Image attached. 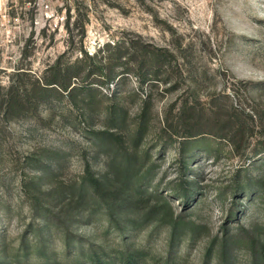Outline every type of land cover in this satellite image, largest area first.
<instances>
[{
    "label": "rangeland",
    "instance_id": "rangeland-1",
    "mask_svg": "<svg viewBox=\"0 0 264 264\" xmlns=\"http://www.w3.org/2000/svg\"><path fill=\"white\" fill-rule=\"evenodd\" d=\"M77 61L57 78L79 70L81 89L36 107V80ZM13 81L28 92L22 118L0 115L1 264H127L128 253L203 264L214 240L209 264L224 248V264H252L254 251L264 264V0H0V84ZM126 152L166 205L109 224L107 202L95 213L60 203L88 174L121 196ZM185 179L194 189L181 198ZM171 212L197 227L172 241ZM95 245L101 263L74 258Z\"/></svg>",
    "mask_w": 264,
    "mask_h": 264
},
{
    "label": "trees",
    "instance_id": "trees-1",
    "mask_svg": "<svg viewBox=\"0 0 264 264\" xmlns=\"http://www.w3.org/2000/svg\"><path fill=\"white\" fill-rule=\"evenodd\" d=\"M97 57V55H88L86 54L85 58H89L94 60ZM80 61V60H79ZM142 61H146V57H143ZM140 62V63H143ZM76 67L78 69L79 63L78 61L76 63H72L69 65H66L63 67L61 71L57 73H53L55 70V65H52L49 70L51 72L52 79H47L45 82H40L39 80H36V85L38 91L41 94V100H37L36 102V107H39V104L44 101L47 96H49L53 91H59V89L68 91L69 93L73 94L74 92H77L81 89V86L74 84L71 80L74 77H78L80 72H73L69 75V80L67 82L60 81L57 76L58 74L62 73H68L72 68ZM57 70V69H56ZM90 70H88L89 72ZM100 73L105 76L103 73V69L99 70ZM110 76V74L108 75ZM116 76L113 75L110 78L114 79ZM27 89L22 87L19 83L16 81H13L11 84L8 86H2L0 84V115L5 117L6 119H13V118H22L23 117V111L25 109V97L27 93ZM43 99V100H42ZM146 109L143 110L141 117L145 115ZM120 127L118 125L112 126L110 128H107L105 131L98 133L96 135L97 140H104L107 138H112L114 135H118L117 131ZM116 129V130H114ZM144 133V128L139 127L137 135L138 136H143L142 134ZM202 133V132H200ZM195 134L189 133L182 135L183 137H191ZM103 142V141H102ZM127 154V152H126ZM129 154V153H128ZM125 155V160L122 158L120 160V163H117L119 166V171L116 174V179L117 181L122 184L121 186V196H117L116 192H113L107 187V184L105 183L104 180L94 178L92 175L88 174L87 176L84 177L83 181L80 183L73 184L72 186L68 187V189L65 191L64 189L61 190V195L62 196H57L60 197L58 198L60 203L62 204H69L70 206L74 205V208L77 209H89L91 213H95L99 207H101V203L107 202L108 203V211L110 212L109 215V220L108 223L111 224L113 221H115V217L113 215H118L119 214H126V212H132V211H139V210H146L150 207L151 202L153 201H162L167 204V201L165 199V196L162 195L158 191H154L153 189H150L147 185L144 184V182H140L139 179L143 175H140L138 171H135L134 169V164H133V156L132 155ZM127 156V157H126ZM138 158V156H137ZM123 163V164H122ZM121 166H124L121 169ZM89 182V183H88ZM192 182L188 179H185L184 182L182 183L183 186V192L181 195V198L188 193H190L193 189L194 186L190 185ZM118 189H120L118 187ZM175 190L177 188H174ZM57 192V189L52 188L50 193H55ZM122 193V194H121ZM181 193V192H180ZM176 195H180L177 194ZM151 208V207H150ZM149 210V209H148ZM151 211V210H149ZM112 216V218H110ZM126 216V215H125ZM146 219L149 218V212L146 214ZM111 219V220H110ZM169 230L170 234L172 236V241L176 238L178 235L184 234L188 228L194 229L197 227L195 226V223L192 221H189L188 219L185 220L179 215H174L173 212H171V215L169 216ZM28 230L27 229L23 236V243L24 246L23 248L28 251L32 246L29 245L24 237H27L28 235ZM40 230H45L49 231L50 227L49 225L41 228ZM47 233V232H46ZM64 234V233H63ZM70 234H68L69 236ZM70 238V239H69ZM68 241L72 242L73 245H77L78 242V237H73L69 236L67 238ZM225 240V239H224ZM81 242V239L79 240ZM215 241V240H214ZM214 241H212L210 247H208L206 251V259L203 264H209V258L212 253ZM231 242V240H229ZM236 241V240H234ZM42 245L39 246V245ZM223 244H227L225 241ZM46 244L44 241L41 243L39 242L35 247L38 249V251L43 252V247L45 248ZM102 245L98 246H81L79 250L75 252L74 258L79 260V259H87L91 260L96 263H101L103 260V256L106 255V252ZM5 253V252H4ZM227 251L224 248L222 255H220V264H224L227 262ZM254 262L252 264H259L258 258L259 254L254 251ZM264 254V253H263ZM2 254L0 253V257ZM136 257L132 253H128L127 256H125L126 263L130 264L135 261L133 258ZM3 263L1 258H0V264Z\"/></svg>",
    "mask_w": 264,
    "mask_h": 264
}]
</instances>
